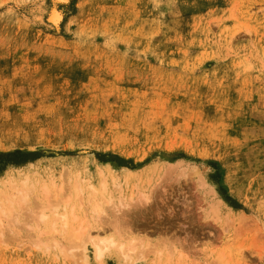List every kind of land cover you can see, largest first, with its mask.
Segmentation results:
<instances>
[{"label": "rangeland", "instance_id": "1", "mask_svg": "<svg viewBox=\"0 0 264 264\" xmlns=\"http://www.w3.org/2000/svg\"><path fill=\"white\" fill-rule=\"evenodd\" d=\"M15 150L0 264H264V0H0Z\"/></svg>", "mask_w": 264, "mask_h": 264}, {"label": "bare ground", "instance_id": "2", "mask_svg": "<svg viewBox=\"0 0 264 264\" xmlns=\"http://www.w3.org/2000/svg\"><path fill=\"white\" fill-rule=\"evenodd\" d=\"M49 16L52 20H54L55 22L58 23V21H60L61 19V12L57 9V7L53 6L50 10H49ZM18 164V163H17ZM21 166V165H20ZM46 190V189H44ZM145 198L147 199L148 196ZM96 208L97 209H100L99 205H96ZM100 212V211H99ZM62 217H63V225L64 226H71L70 224V220L68 218V216L64 213L61 214ZM41 219H43L44 217H46V214H44L43 212L40 214L39 216ZM85 230L83 229V231L79 232V231H75V235L76 237H80V234L84 233ZM88 240V241H91L92 244L94 245V253H95V256L97 258L101 257L105 251H107L110 247L111 244L114 243V240L110 239V238H102L100 235L96 234V235H93L91 233H87L85 236H84V240ZM82 246V245H81ZM85 249V248H84ZM119 249L121 251V254L124 256V258H127L129 255H128V251H131L132 250V247H124L122 245V243L119 244ZM84 253V250L82 251ZM76 258H72V262H76Z\"/></svg>", "mask_w": 264, "mask_h": 264}, {"label": "trees", "instance_id": "3", "mask_svg": "<svg viewBox=\"0 0 264 264\" xmlns=\"http://www.w3.org/2000/svg\"><path fill=\"white\" fill-rule=\"evenodd\" d=\"M17 154H21V155H25L24 152L20 151V150H15L12 152H0V169L3 168V166H5V164L7 162H14V163H20V162H24L27 158H23L24 156L21 157H17V158H13L12 156L17 155Z\"/></svg>", "mask_w": 264, "mask_h": 264}]
</instances>
